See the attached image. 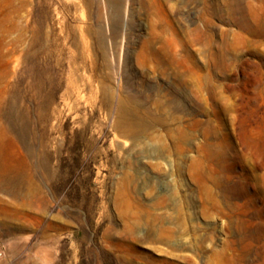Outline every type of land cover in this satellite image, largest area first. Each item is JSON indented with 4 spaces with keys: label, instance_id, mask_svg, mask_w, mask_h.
Returning a JSON list of instances; mask_svg holds the SVG:
<instances>
[{
    "label": "rangeland",
    "instance_id": "1",
    "mask_svg": "<svg viewBox=\"0 0 264 264\" xmlns=\"http://www.w3.org/2000/svg\"><path fill=\"white\" fill-rule=\"evenodd\" d=\"M125 2L0 0V264H264V0Z\"/></svg>",
    "mask_w": 264,
    "mask_h": 264
},
{
    "label": "bare ground",
    "instance_id": "2",
    "mask_svg": "<svg viewBox=\"0 0 264 264\" xmlns=\"http://www.w3.org/2000/svg\"><path fill=\"white\" fill-rule=\"evenodd\" d=\"M125 6H124V10L122 12V17H121V20L120 22L117 24L118 27H115L114 28V31L116 32V34H120V37L121 39L123 38L124 36V33L127 29V26H128V20H127V3H128V0H125ZM146 7L149 9V4H146ZM151 7V6H150ZM218 10V9H217ZM241 11V10H240ZM149 12V11H148ZM228 16V15H227ZM106 20H104L105 22ZM108 22V21H107ZM105 24V23H104ZM106 25V24H105ZM196 34V33H195ZM199 34V33H198ZM123 40V39H122ZM109 44V43H108ZM149 46V41H148V44ZM223 51V50H222ZM225 52V51H224ZM143 56V55H142ZM144 62V61H143ZM145 64V63H144ZM117 107V106H116ZM54 108L51 107V114H53L54 112ZM124 113V112H123ZM44 121H45V124H48L50 122V118L44 116ZM11 188V187H10ZM32 203V202H31Z\"/></svg>",
    "mask_w": 264,
    "mask_h": 264
}]
</instances>
